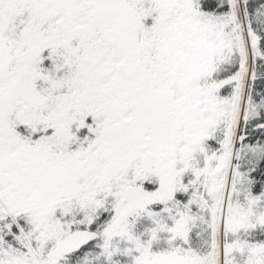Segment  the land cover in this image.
Masks as SVG:
<instances>
[{"label":"snow or ice","instance_id":"1","mask_svg":"<svg viewBox=\"0 0 264 264\" xmlns=\"http://www.w3.org/2000/svg\"><path fill=\"white\" fill-rule=\"evenodd\" d=\"M0 264H264V0H0Z\"/></svg>","mask_w":264,"mask_h":264}]
</instances>
